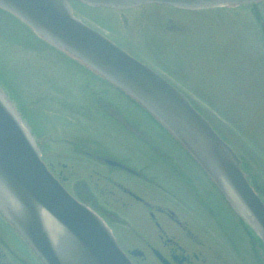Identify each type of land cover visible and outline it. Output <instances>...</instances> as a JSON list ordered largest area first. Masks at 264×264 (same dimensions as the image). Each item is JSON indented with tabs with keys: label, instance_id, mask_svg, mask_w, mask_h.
<instances>
[{
	"label": "rangeland",
	"instance_id": "374dc122",
	"mask_svg": "<svg viewBox=\"0 0 264 264\" xmlns=\"http://www.w3.org/2000/svg\"><path fill=\"white\" fill-rule=\"evenodd\" d=\"M72 7L190 100L232 147L264 200V30L258 20L264 23V1L200 12L158 6L127 12L93 11L77 3ZM69 58L0 11V90L53 174L62 173L64 187L79 199L89 189L100 207L119 219L109 216L108 223L125 251L140 246L132 223L138 222L142 208L132 201L122 204L127 198L113 182L151 205L175 211L207 242L209 254L229 264H264V246L255 236L245 237L226 202L212 205L222 199L219 190L177 140L140 105L101 83L102 77L83 79L87 74ZM120 123L135 133L137 129L150 149ZM95 154L127 163L143 178L109 170L92 160ZM139 217L137 224L146 225L142 213Z\"/></svg>",
	"mask_w": 264,
	"mask_h": 264
},
{
	"label": "water",
	"instance_id": "95a60500",
	"mask_svg": "<svg viewBox=\"0 0 264 264\" xmlns=\"http://www.w3.org/2000/svg\"><path fill=\"white\" fill-rule=\"evenodd\" d=\"M72 1L91 7L128 9L162 4L198 10L262 0H0V9L140 102L197 160L227 199V192L234 190L237 203L229 202L237 213L240 208H250L246 214L264 242V206L247 183L233 150L166 80L76 18ZM110 164L126 169L115 162ZM0 209L47 264H131L103 221L75 201L50 174L3 95ZM45 218L51 221V229Z\"/></svg>",
	"mask_w": 264,
	"mask_h": 264
},
{
	"label": "flooded vegetation",
	"instance_id": "af4514ba",
	"mask_svg": "<svg viewBox=\"0 0 264 264\" xmlns=\"http://www.w3.org/2000/svg\"><path fill=\"white\" fill-rule=\"evenodd\" d=\"M97 159L104 163L101 157ZM61 175L62 173L57 177L63 181ZM113 185L127 198L122 204L127 205L129 201L141 204L142 210L138 212V222L134 220L135 222L132 223L133 239L140 246L125 251L133 264H229L221 256L209 254L210 249L205 241L191 231L175 211L165 206L162 208L161 205H151L144 196L129 189L126 191L119 183L113 182ZM85 193L86 198L83 200L91 204L108 223L109 216L112 215L96 203L91 191L86 189ZM141 213L144 217L143 222L146 223L144 226L138 225L141 223L139 222ZM112 217L114 222L119 221L115 216ZM205 247L207 252L204 250ZM0 264H44L1 215Z\"/></svg>",
	"mask_w": 264,
	"mask_h": 264
},
{
	"label": "bare ground",
	"instance_id": "6f19581e",
	"mask_svg": "<svg viewBox=\"0 0 264 264\" xmlns=\"http://www.w3.org/2000/svg\"><path fill=\"white\" fill-rule=\"evenodd\" d=\"M27 27H28V29L29 30H31V32H33V34H35L36 36H38V34L32 29V28H30L28 25H26ZM39 37V36H38ZM40 39H41V41L44 43V45H48V46H50V47H52V48H55V49H58V48H56V47H54L53 45H51L50 43H48V42H46V41H44L41 37H39ZM60 50V49H59ZM0 95H1V93H0ZM240 165H239V168L241 169V171L243 172V169H242V161L240 160ZM246 179H247V181H249L248 180V178L246 177ZM210 181H211V184L218 190V186H217V184L215 183V181L213 180V178H210ZM250 186H252V184L250 183V181L249 182H247ZM218 192H220L219 193V195H220V198H222V199H219L218 201L217 200H215V201H211V203H212V205L213 206H218V205H221V203H224V202H226L227 200L228 201H230L231 200V202L232 203H237V200H236V193L234 192V190L233 189H231V190H229L227 193L229 194L228 195V197H229V199H227L226 198V196L222 193V191L219 189V191ZM254 194L259 198V200H261V203L263 204V206H264V200H263V198H261L260 196H259V194H258V192H257V190H254ZM227 199V200H226ZM239 204V203H238ZM224 209V208H223ZM249 211H250V208H248V207H246V209H242V208H240V210H239V212L242 214H240V213H238V216H240L241 217V220L242 221H244V223H242V224H238V223H236V224H238L237 226H239L240 227V229H245L246 230V228L248 229V234H251V236H255V237H260L259 236V234L256 232V230L253 228V223H251V217L250 216H248L247 214H246V212H248L249 213ZM45 221L47 222V223H49V226H48V228L49 229H51L52 227H53V225L51 224V221L49 220V219H47V218H45ZM249 221H250V223H251V225H250V223H249ZM238 227V228H239ZM237 228V227H236ZM41 261H44V262H46L45 261V259H44V257L43 256H41L38 252L37 253H34Z\"/></svg>",
	"mask_w": 264,
	"mask_h": 264
}]
</instances>
